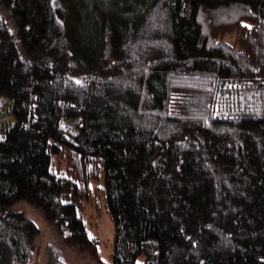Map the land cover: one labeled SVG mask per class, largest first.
<instances>
[{"label": "trees", "instance_id": "trees-1", "mask_svg": "<svg viewBox=\"0 0 264 264\" xmlns=\"http://www.w3.org/2000/svg\"><path fill=\"white\" fill-rule=\"evenodd\" d=\"M79 5L0 0V264H264V0Z\"/></svg>", "mask_w": 264, "mask_h": 264}, {"label": "rangeland", "instance_id": "rangeland-1", "mask_svg": "<svg viewBox=\"0 0 264 264\" xmlns=\"http://www.w3.org/2000/svg\"><path fill=\"white\" fill-rule=\"evenodd\" d=\"M71 8L75 6H80L82 0H67ZM226 40H233V35L225 36ZM4 97L5 96H1ZM0 108L2 114V125L0 127V137L3 136L4 131L12 124V116L10 114L11 104L5 99L0 100ZM67 121H63V126H65ZM26 215L35 221L39 226L41 233L37 238V248L35 262L40 264H46L48 260L47 248L52 246L53 243L56 244L55 237L49 226L43 220L41 213L36 210L29 208L26 210ZM87 224L88 232L91 236L98 237L101 242L99 246L100 261L103 264H113V235H114V225L111 221L107 212L103 211L101 216H96L94 212H87ZM55 241V242H54ZM55 247V246H52ZM60 251V257L66 264H97L95 261L91 260L86 255L78 254L69 247L58 248Z\"/></svg>", "mask_w": 264, "mask_h": 264}, {"label": "snow or ice", "instance_id": "snow-or-ice-1", "mask_svg": "<svg viewBox=\"0 0 264 264\" xmlns=\"http://www.w3.org/2000/svg\"><path fill=\"white\" fill-rule=\"evenodd\" d=\"M248 27H251V25H247ZM0 139H2V137H0ZM137 264H140V262H137Z\"/></svg>", "mask_w": 264, "mask_h": 264}]
</instances>
